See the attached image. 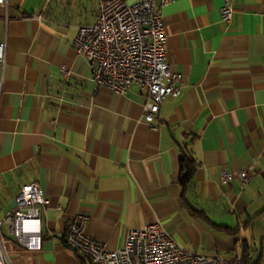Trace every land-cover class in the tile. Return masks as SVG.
<instances>
[{
    "label": "crops",
    "instance_id": "obj_1",
    "mask_svg": "<svg viewBox=\"0 0 264 264\" xmlns=\"http://www.w3.org/2000/svg\"><path fill=\"white\" fill-rule=\"evenodd\" d=\"M104 1L0 5V214L28 183L48 199L39 222L24 223L40 249L16 247L17 262L86 264L62 243L80 215L85 234L110 251L128 232L159 223L187 251L224 260L246 253L264 264V0L161 7L166 60L180 82L156 128L142 118L137 86L96 88L73 47ZM226 2L231 18L221 22ZM184 150L197 163L186 190L178 182ZM249 166L256 174L242 190L237 180L220 184L221 171Z\"/></svg>",
    "mask_w": 264,
    "mask_h": 264
},
{
    "label": "built area",
    "instance_id": "obj_2",
    "mask_svg": "<svg viewBox=\"0 0 264 264\" xmlns=\"http://www.w3.org/2000/svg\"><path fill=\"white\" fill-rule=\"evenodd\" d=\"M172 0H107L100 4L96 20L77 29L73 40L76 53L90 66L96 88L124 94L132 85L142 97V118L157 127L161 104L179 94L180 76L170 72L166 60V36L161 7ZM5 6L6 0H0ZM232 6L220 9L221 22L231 18ZM5 44L0 42V63ZM64 73V70H62ZM1 92V80H0ZM256 174L249 166L236 175L220 172V184L229 186L237 180L242 190ZM14 208L0 219V264H19L17 248L40 249L39 236L25 230L24 223L39 222L48 199L37 183L22 185L15 196ZM86 218L74 216L63 236V246L79 254L86 264H252L249 254L233 252L227 260L208 253H194L178 245L159 225L127 233L123 246L107 250L85 234ZM38 234V233H37ZM37 239L36 244L31 240ZM16 245V246H15ZM17 247V248H16Z\"/></svg>",
    "mask_w": 264,
    "mask_h": 264
},
{
    "label": "trees",
    "instance_id": "obj_3",
    "mask_svg": "<svg viewBox=\"0 0 264 264\" xmlns=\"http://www.w3.org/2000/svg\"><path fill=\"white\" fill-rule=\"evenodd\" d=\"M196 161L192 158L190 153L187 150H184L180 159H179V175L178 182L183 187L184 190L187 189L190 184L192 175L196 168ZM246 253H244V258Z\"/></svg>",
    "mask_w": 264,
    "mask_h": 264
},
{
    "label": "rangeland",
    "instance_id": "obj_4",
    "mask_svg": "<svg viewBox=\"0 0 264 264\" xmlns=\"http://www.w3.org/2000/svg\"><path fill=\"white\" fill-rule=\"evenodd\" d=\"M7 212H8V211H7ZM5 214H6V212H5ZM5 214H4V215H5ZM4 215L1 213V214H0V219H2V218L4 217Z\"/></svg>",
    "mask_w": 264,
    "mask_h": 264
}]
</instances>
